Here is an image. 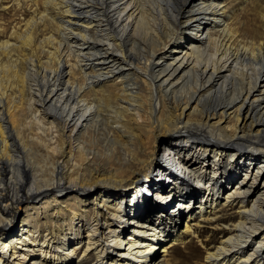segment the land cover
Returning <instances> with one entry per match:
<instances>
[{"label":"bare ground","instance_id":"bare-ground-1","mask_svg":"<svg viewBox=\"0 0 264 264\" xmlns=\"http://www.w3.org/2000/svg\"><path fill=\"white\" fill-rule=\"evenodd\" d=\"M227 5L0 0V264H177L192 238L193 264H264V9ZM163 155L196 194L144 183Z\"/></svg>","mask_w":264,"mask_h":264},{"label":"rangeland","instance_id":"rangeland-1","mask_svg":"<svg viewBox=\"0 0 264 264\" xmlns=\"http://www.w3.org/2000/svg\"><path fill=\"white\" fill-rule=\"evenodd\" d=\"M263 2V3H262ZM7 3V2H6ZM226 3L228 4L227 6H228V8H229V15H231L232 14V18L231 17H229L231 20L235 17V19H236V17L238 18V19H240L241 21H243V22H247V23H251V24H253V25H259V24H261V21H262V17L260 16V14L258 13L259 12V9H261L260 7H262L263 9H264V0H226ZM12 4V3H11ZM259 4V5H258ZM258 5V6H257ZM26 12H28L26 9H24ZM8 11H9V9H6V10H1V8H0V19H2V20H8V18L11 16V15H9V13H8ZM2 13V14H1ZM259 14V16H257ZM253 17V18H252ZM257 19H256V18ZM235 19L233 20V21H235ZM256 19V20H255ZM6 20V21H7ZM260 21V22H259ZM259 23V24H258ZM160 148H162V150H166V148H165V145L164 144H161L160 145ZM231 148H233L234 149V147H231ZM246 154V153H245ZM240 155V154H239ZM238 155V156H239ZM164 157H167L166 155H163V157H161V159L165 162V165L167 166V167H169L168 165H169V163L167 162V159H166V161H165V158ZM168 158V157H167ZM162 164H160V168L157 170V172H153L152 173V175L153 176H151L150 177V179H147L144 183H146L147 182V184H150L151 183V181L152 180H156V178L158 179V182H157V184L158 185H161V187H166V188H168V190H169V185H170V183H171V181H170V183H166L165 184V182H163V184H162V180H161V177L162 178H166V176L168 177L169 175H170V173L169 172H171V174L173 175V176H177V177H179L180 178V183H181V186H183V194H188V193H193V194H196L197 193V188H200L199 186H198V182L195 180V181H193V179L191 178H188L187 177V174L185 173L186 172V170L185 171H183V169H184V167L183 166H181L180 165V163L178 164V167L175 165L174 166V168L173 167H169V171H166V173L164 172V170L163 171H161V175L159 174V172H160V170L162 169V166L164 165H162ZM166 166H163L164 168L166 167ZM163 173H165V175L163 174ZM159 174V175H158ZM158 176H160V178L158 177ZM240 177H242V175L241 176H239V178ZM169 178H171V176L169 177ZM211 178H212V176L211 177H209L208 176V174L203 178L204 179V181L205 182H210V180H211ZM181 179H182V181H181ZM161 180V181H160ZM204 181H203V183H201L202 185H204ZM144 183L142 184V183H139V185L137 186L138 188V190L137 189H135V188H133L132 190H128L125 194H124V199H125V201H126V203L127 204H125V205H129V204H131L134 200H135V198H137L138 196H139V194H140V192H141V188H143V185H144ZM151 185V184H150ZM156 187V186H155ZM230 189V187H225V191H227V190H229ZM119 190V189H118ZM168 190H165V192H167ZM190 190H192V191H190ZM121 191V190H120ZM187 191H189V192H187ZM225 191L222 193V197H220L219 198V202L223 199V195L225 194ZM202 192H203V190H201V192L199 193L200 195L202 194ZM173 195V194H172ZM171 197V196H170ZM170 197H168V198H170ZM151 198H152V200L154 201V198H153V196H152V193H148V195H147V199L148 200H150L151 201ZM173 198H174V195H173ZM190 198H192L191 199V202H192V200L197 204L198 203V201H199V197L198 196H192L191 194H190V196H189V198L187 197L186 199L187 200H190ZM162 199V201H163V199L164 198H161ZM165 199H167V198H165ZM177 199V198H176ZM176 199H175V201L173 200L172 201V206L174 207V209L176 208V206H174L175 205V203H176ZM157 201L159 200V199H156ZM155 200V201H156ZM156 201V202H157ZM171 200H169V201H167V205H169V202H170ZM181 201V200H180ZM185 201V200H184ZM190 201L188 202L187 201V203L189 204V203H191ZM194 202H193V204H194ZM159 203L162 205V203L161 202H158V205H159ZM178 203H179V199H178ZM166 204V203H165ZM124 205V206H125ZM191 205V204H190ZM216 205V204H215ZM195 206H197V205H195ZM167 209H169V206H168V208ZM166 209V210H167ZM175 210H177V209H175ZM124 211H126V209L124 210L123 209V213H124ZM165 210L163 209L161 212H164ZM168 212V211H167ZM167 212H165V213H167ZM232 212H233V210H227V214L229 213V214H232ZM164 214V213H163ZM163 214H159L158 215V218H162V216H163ZM221 214V213H220ZM134 216H135V214H134ZM170 217V216H169ZM192 217V216H191ZM193 217H194V219L196 218V217H199L198 216V212H196V214H193ZM187 219V216L185 215V217L184 218H182L181 219V223H179V230H177V232H180V231H182L183 230V226L184 227H186V225H185V222L183 223V220L184 219ZM133 219V218H132ZM156 219H157V217H156ZM168 221V220H167ZM198 221V220H197ZM130 221H127V219L125 218L124 220H122L121 221V224L122 225H119V227H124V228H127V234H129V233H131V231H132V227H134L133 226V224H132V226L130 225V223H129ZM166 221H162V223H163V226H164V229H166V230H169L168 228H167V226L164 224ZM167 223H169V222H167ZM182 225V227H180L181 225ZM131 226V227H130ZM211 226L212 225H210L208 222H203V220H201L200 221V226H195V228H196V233L198 232L202 237H204L206 234H212L211 236H210V238H211V240L209 241L211 244H214L215 242H216V240H217V238H218V236H219V234H218V232H215L213 229H211ZM17 229V228H16ZM7 232H11V231H9V230H6ZM14 231V230H13ZM213 232V233H212ZM202 233V234H201ZM201 237V238H202ZM165 241H162V243H164ZM166 244L167 243H169V241L168 242H165ZM193 246H190L189 247V243L187 244V246L186 247H184V246H181V245H178L177 247H175V248H173V250L171 249V253H170V255H171V257L173 258V261L175 262V263H177V264H193L195 261H197L198 259H203V254H204V248H202V245H200V243L197 241V239H195V238H192V243H191ZM160 247H161V244L159 245ZM67 248H69V247H67ZM38 249V248H37ZM68 250V249H67ZM162 247L161 248H158V250L156 251V253H157V258L158 257H160L161 255H162ZM154 253V252H153ZM155 253V254H156ZM101 259V258H100ZM101 261V260H100ZM117 260H115V262H116ZM93 262V259L91 258V259H89L88 260V262H87V264H91ZM113 262H107L106 264H112Z\"/></svg>","mask_w":264,"mask_h":264},{"label":"water","instance_id":"water-1","mask_svg":"<svg viewBox=\"0 0 264 264\" xmlns=\"http://www.w3.org/2000/svg\"><path fill=\"white\" fill-rule=\"evenodd\" d=\"M153 196V195H152Z\"/></svg>","mask_w":264,"mask_h":264}]
</instances>
